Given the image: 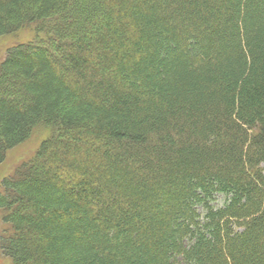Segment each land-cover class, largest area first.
<instances>
[{
    "label": "trees",
    "instance_id": "16d2710c",
    "mask_svg": "<svg viewBox=\"0 0 264 264\" xmlns=\"http://www.w3.org/2000/svg\"><path fill=\"white\" fill-rule=\"evenodd\" d=\"M30 25L0 166L51 130L0 184L9 263L264 264V0H0Z\"/></svg>",
    "mask_w": 264,
    "mask_h": 264
},
{
    "label": "rangeland",
    "instance_id": "374dc122",
    "mask_svg": "<svg viewBox=\"0 0 264 264\" xmlns=\"http://www.w3.org/2000/svg\"><path fill=\"white\" fill-rule=\"evenodd\" d=\"M40 36L43 34H39ZM38 33L36 31V25H30L12 35L4 36L0 38V63L3 61L6 52L16 46L22 44H36V37ZM50 128L45 126H39L32 131L29 140L20 144L17 147L8 151L5 161L0 166V184L4 178L10 177L14 174L17 167L29 163L36 155L37 149L40 146L43 139L50 134ZM222 204V203H221ZM3 210L0 209V234L6 228V225L2 221ZM0 264H10L9 259L2 255L0 251Z\"/></svg>",
    "mask_w": 264,
    "mask_h": 264
},
{
    "label": "bare ground",
    "instance_id": "6f19581e",
    "mask_svg": "<svg viewBox=\"0 0 264 264\" xmlns=\"http://www.w3.org/2000/svg\"><path fill=\"white\" fill-rule=\"evenodd\" d=\"M16 46H18V45H16ZM7 52H8V51H7ZM7 52H6V54H5V57H4V59H3V60H5V59H6V57H7V54H8ZM27 141H28V140H27ZM27 141H25L24 143H26ZM24 143H22V144H24Z\"/></svg>",
    "mask_w": 264,
    "mask_h": 264
}]
</instances>
